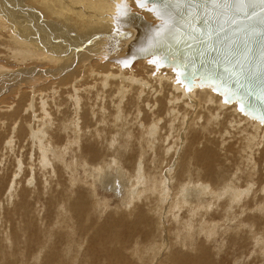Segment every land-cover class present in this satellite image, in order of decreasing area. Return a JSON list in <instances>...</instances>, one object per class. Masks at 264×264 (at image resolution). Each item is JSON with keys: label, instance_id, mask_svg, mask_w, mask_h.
Segmentation results:
<instances>
[{"label": "rangeland", "instance_id": "374dc122", "mask_svg": "<svg viewBox=\"0 0 264 264\" xmlns=\"http://www.w3.org/2000/svg\"><path fill=\"white\" fill-rule=\"evenodd\" d=\"M4 1L5 4L0 0V264H42L51 252L47 246L51 243L46 242L53 238L54 231L65 232L68 228L71 238H65L74 264H105L104 258L96 257L100 255L98 251L108 254L112 249L117 250L119 259L132 254V258H137L126 257L127 263L123 258V264H131L130 261L166 264L173 255L186 260L192 253H202L208 264H264L263 255H259L264 253V117H258L257 109H246L227 88L216 84L215 76L195 74L187 80V74L179 69V57H170L169 63L158 65L161 56L156 60L149 56L126 65L128 53H122L120 58L111 56L121 55L116 53L121 45L130 49L129 41L132 43L136 38L134 16L141 15L152 25L161 23L149 11V3L141 7L136 6V0H122L118 6L104 0L121 10L114 13L115 17L103 16L102 12H110L102 7L105 10H93L101 16L94 18L81 12L73 15V7L81 6L72 4L74 0H62V5L55 0ZM66 2L74 6H65ZM120 13L131 19H123ZM85 42L87 46H83ZM98 44L106 51L105 55L110 54L109 60L101 56ZM58 47L60 54L56 51ZM193 149L206 152L198 156ZM53 150L58 154L52 153ZM189 154L196 158L195 163ZM209 155L213 157L211 160ZM187 156L193 160L189 161ZM100 171L106 175L105 181L114 180L120 187L118 195L93 183L92 177L96 178ZM154 183L156 191L152 189ZM213 184L217 186L215 190ZM203 187H210L206 189L215 193H207L206 189L203 192ZM77 192H83L86 198L88 219H84L82 231L78 232L81 235L76 236L64 218L71 214L67 204ZM209 194L214 196L211 198ZM49 197L54 200L50 208L46 205ZM160 197L164 200L161 207L164 214L161 209L154 210ZM174 198L184 203L182 208L174 207ZM169 203L176 209H171L172 214L166 209ZM192 206L199 209L193 207V212ZM144 214L149 224L141 223L140 232L129 242L126 226L139 221L137 217ZM121 220H125L124 228L116 227L112 236L120 231L117 243L121 241L122 247L109 241L91 251L87 249L89 244L96 246L88 244L87 239L101 222L117 224ZM208 223L214 233L210 229L205 232L210 228ZM203 224H208L207 229ZM198 248L201 251L197 252Z\"/></svg>", "mask_w": 264, "mask_h": 264}, {"label": "water", "instance_id": "95a60500", "mask_svg": "<svg viewBox=\"0 0 264 264\" xmlns=\"http://www.w3.org/2000/svg\"><path fill=\"white\" fill-rule=\"evenodd\" d=\"M206 2L201 0V3ZM147 3L151 4L150 8L169 5V10L173 12V26L165 31L161 24L152 25L141 15L134 16L137 18L134 25L136 38L128 43L130 51L127 57L130 59L124 64L129 65L133 60L147 56L153 60L161 56L157 63L162 65L171 61L170 56H178L179 69L182 74H187V80L195 74H204L208 78L215 76L218 86L227 88L245 108H255L256 113L264 117V55H261L264 45L255 42L252 58L243 65L240 63L243 57L233 55L234 48L243 50L249 21L241 16L233 24L229 18H217L209 12V16L204 18L211 17V23L205 26L200 19L192 20L191 15H186L183 7L175 8V0H147ZM136 6L139 5L136 3ZM158 31L162 33L159 36ZM241 71L246 74L241 76Z\"/></svg>", "mask_w": 264, "mask_h": 264}, {"label": "bare ground", "instance_id": "6f19581e", "mask_svg": "<svg viewBox=\"0 0 264 264\" xmlns=\"http://www.w3.org/2000/svg\"><path fill=\"white\" fill-rule=\"evenodd\" d=\"M3 1V3L5 4L6 2L4 1V0H2ZM55 1H60V3L59 4H61L62 5V3H61V1L62 0H55ZM69 1H71V0H69ZM68 1V2H69ZM107 1H111V2H114L115 4H117L118 6L120 5V3L119 2H121L122 0H120V1H118V0H107ZM8 2V1H7ZM19 2V1H18ZM49 2V1H48ZM68 2H66L65 3V6H69V7H73L75 4H77V5H81L80 7H73V8H75L74 10H72L73 12H75V13H73V12H71L73 15H76L78 12H81V13H84V15H86V16H94V18H98V16H100L99 14H97V13H95V11L96 10H98V11H103V10H108L110 13H108V12H106V11H104V12H102V15L103 16H107V15H110V14H112L114 17H115V15H114V13L116 14V12H118L119 10H121V9H119L118 8V6L117 5H115V4H110V3H108V2H106V1H104V0H74V1H72V4H74V5H72V6H70L69 5V3ZM73 2H75V3H73ZM123 2V1H122ZM46 3V2H45ZM50 3H53V0H51V2ZM49 3V4H50ZM55 3V2H54ZM3 4V5H4ZM19 4V3H18ZM17 3H16V6L18 5ZM21 5V4H20ZM55 5V4H54ZM0 6H1V4H0ZM51 6V5H50ZM5 7H8V6H5ZM51 7H53V6H51ZM56 7V6H55ZM60 7V6H59ZM105 8V9H103V8ZM86 8H88V9H86ZM53 9H55V8H53ZM58 9V8H57ZM60 9H61V7H60ZM56 10V9H55ZM69 10V9H68ZM93 10H95V11H93ZM58 12H62L61 10L59 11L58 10ZM123 12V11H122ZM2 13V12H1ZM0 13V14H1ZM54 13V12H53ZM118 14V13H117ZM3 15V14H2ZM41 15V14H40ZM124 16V14L122 15V17ZM35 17V16H34ZM78 18H80V15L78 14V16H77ZM101 17V16H100ZM127 16H125V17H123V19L124 18H126ZM41 18V17H40ZM83 18V17H82ZM84 18H85V16H84ZM89 18V17H88ZM109 18V17H108ZM120 18H121V16H120ZM5 19V18H4ZM86 19V18H85ZM127 19H128V17H127ZM131 19V18H130ZM130 19H128V20H130ZM120 20H122V19H119L118 21H119V23L121 22ZM11 21V20H10ZM86 21H88L87 19H86ZM118 21H117V23H118ZM91 22V21H90ZM95 23V22H94ZM19 24V23H18ZM103 24V23H102ZM120 24H122L123 25V23H120ZM157 24V23H156ZM158 24H161V23H158ZM35 25V24H34ZM39 25V24H38ZM42 25V24H41ZM127 25V24H126ZM14 26H15V24H14ZM18 26V25H17ZM16 26V27H17ZM21 28V27H20ZM14 29V28H13ZM41 33V32H40ZM124 33H126V32H124ZM123 33V34H124ZM124 36V35H123ZM122 39H124V37H121ZM23 39V38H22ZM58 40V39H57ZM61 40V39H60ZM87 44H88V42H85V44L83 45V46H87ZM97 45V44H96ZM96 45H93V46H96ZM102 45H100V44H98V47H99V50L101 49V51L103 52V54H102V52L100 51V54H102L101 56H103L104 58H107L108 60H109V58H111L110 57V54L109 55H105L104 53L106 52L105 50H104V48L103 47H101ZM59 48V47H58ZM88 49H89V47H87ZM86 48V49H87ZM91 48V47H90ZM94 48V47H93ZM96 48V47H95ZM14 49H15V47H14ZM27 50V49H26ZM60 48L59 49H57L56 51H57V53L58 54H60ZM28 51H30V50H28ZM95 51V50H94ZM128 51H130V49L127 47V46H124V45H121L120 46V48H118L117 49V51H116V53L117 54H121V55H111V56H116L117 58H120V57H122V53H128ZM26 52V51H25ZM24 52V53H25ZM56 53V52H55ZM70 53V52H69ZM62 55H64L65 56V54H62ZM55 56V55H54ZM58 56V55H57ZM147 57H149V56H147ZM147 57H144L143 59H146ZM170 57H172V56H170ZM176 57H178V56H176ZM129 58V57H128ZM58 60V59H57ZM57 60H56V62H57ZM22 73V72H21ZM18 77V76H17ZM16 79V78H15ZM12 80L13 79H11V82H12ZM15 81V80H14ZM7 83V82H6ZM9 83H10V80H9ZM8 84V83H7ZM73 86V85H72ZM73 88V87H72ZM233 97V96H232ZM226 98V97H225ZM226 100H229V99H226ZM229 102V101H228ZM227 102V103H228ZM232 103V102H231ZM230 104V103H229ZM218 107V106H217ZM246 109H248V108H246ZM249 109H251V108H249ZM253 109V108H252ZM245 110V109H244ZM226 111V110H225ZM240 112V111H239ZM247 113V112H246ZM106 115V114H105ZM231 115V114H230ZM242 115H243V112H242ZM255 115V114H254ZM256 116V115H255ZM228 117V116H227ZM258 117H259V115H258ZM257 117V118H258ZM260 117H262V116H260ZM249 119L251 120L252 118L251 117H249ZM232 120V119H231ZM256 120V119H255ZM261 120V119H260ZM44 121V120H43ZM101 121V120H100ZM234 121V120H233ZM253 121V123H256L255 121H254V119L252 120ZM252 121H251V124H252ZM262 121V120H261ZM261 121H260V125H261ZM250 122V121H249ZM232 123V122H231ZM240 123V122H239ZM100 125V124H99ZM42 127V126H41ZM44 128V127H43ZM152 128V127H151ZM150 128V129H151ZM154 128V127H153ZM146 129V128H145ZM41 130V129H40ZM103 130V129H102ZM147 130V129H146ZM153 130V129H152ZM151 130V131H152ZM37 131V130H36ZM212 131V130H211ZM37 133V132H36ZM36 133H34V134H36ZM149 134H151L150 133V131L148 132ZM154 133V132H153ZM34 134L33 135H31L32 137H34ZM43 134V133H42ZM99 134V133H98ZM148 134V135H149ZM44 135V134H43ZM205 136V135H204ZM97 137V136H96ZM41 138V137H40ZM111 138V137H110ZM33 139V138H32ZM39 139V138H38ZM192 139V138H191ZM34 140H36V136H35V139ZM33 140V141H34ZM40 140V139H39ZM32 141V140H31ZM191 141V140H190ZM249 141V140H248ZM37 142V141H36ZM40 142V141H39ZM38 142V143H39ZM93 142V141H92ZM99 142H97V144H98ZM128 143V142H127ZM126 143V144H127ZM193 143V142H192ZM192 143H191V145H192ZM198 143V142H197ZM251 143V142H250ZM41 144V142L39 143V145ZM43 144V143H42ZM45 144V143H44ZM96 144V143H95ZM95 144L93 145L92 143H91V145H93V146H95ZM125 144V145H126ZM248 144V143H247ZM39 145H37V146H39ZM124 145V144H123ZM194 145H196V144H194ZM43 146V145H42ZM90 146V145H89ZM93 146H90L92 149H94L93 148ZM121 146V145H120ZM45 147V146H44ZM95 147H97V146H95ZM125 147V146H124ZM132 147V146H131ZM130 147V148H131ZM191 146H189V148H190ZM192 147H193V145H192ZM191 147V148H192ZM196 147V146H195ZM247 147V146H246ZM47 148H49V147H47ZM89 148V147H88ZM121 148V147H120ZM127 148V147H126ZM129 148V149H130ZM197 148V147H196ZM40 149V148H39ZM43 149V148H42ZM85 149H87L86 147H85ZM99 149V148H98ZM98 149H96L97 151H99ZM102 149V148H101ZM202 149V148H201ZM204 149V148H203ZM46 150L47 151H49V149H44V152H46ZM83 150V149H82ZM120 150V149H119ZM122 150V149H121ZM206 150V149H205ZM203 151V152H206V151ZM60 151V150H59ZM89 151H91V150H89ZM89 151H87V152H89ZM94 151V150H93ZM102 151V150H101ZM202 151H200V152H202ZM208 151V150H207ZM213 152H215L214 150H212ZM62 152V151H61ZM84 152H85V150H84ZM128 152V151H127ZM186 152H189V150L188 151H186ZM191 152H192V150H191ZM190 152V153H191ZM194 152H196L194 149H193V153ZM200 152H199V150H198V152H196L197 154H198V156H200ZM208 152H210V150L208 151ZM52 153H54V154H58V153H56L54 150L52 151ZM92 153H94V152H92ZM99 153H100V151H99ZM103 153V152H102ZM195 153V154H196ZM216 153V152H215ZM95 154V153H94ZM104 154V153H103ZM188 154V153H187ZM186 154V155H187ZM205 154V153H204ZM204 154H203V157H204ZM55 155V156H56ZM91 155V154H90ZM96 155V154H95ZM133 155V154H132ZM131 155V156H132ZM189 155H191V154H189ZM89 156V155H88ZM87 156V157H88ZM92 156V155H91ZM94 156V155H93ZM125 156V155H124ZM134 157H135V155H133ZM207 156H208V154H207ZM210 156V155H209ZM263 156V155H262ZM58 157H59V155H58ZM138 157V156H137ZM163 157V156H162ZM190 157V156H189ZM193 156L191 155V158H192ZM202 157V156H201ZM217 157V156H216ZM44 158H45V156H44ZM90 158V157H89ZM92 158V157H91ZM94 158V157H93ZM187 158H188V156H187ZM191 158L189 159V161H192L191 160ZM194 158V157H193ZM210 159L209 160H211V158H213V157H209ZM218 158V157H217ZM253 158V157H252ZM135 159V158H134ZM158 159H160V158H157V160ZM196 158H194V163H195V160ZM199 159V158H198ZM201 159V158H200ZM203 159H205V158H203ZM44 160V159H43ZM92 160V159H91ZM90 160V161H91ZM126 160V159H125ZM136 160V159H135ZM202 160V159H201ZM201 160H200V163H201ZM206 160H207V158H206ZM205 160V161H206ZM215 160V159H214ZM218 160L220 161V159L218 158ZM64 161V160H63ZM96 161V160H95ZM122 161V160H121ZM134 161V160H133ZM159 161H162L161 159L159 160ZM203 161V160H202ZM231 161V160H230ZM65 162V161H64ZM199 162V161H198ZM214 162V161H213ZM216 162V161H215ZM218 162V161H217ZM61 163V162H60ZM124 163V162H123ZM130 163H133L132 161L130 162ZM205 163V162H204ZM56 164V163H55ZM75 164V163H74ZM182 164V163H181ZM199 164V163H198ZM95 165V164H94ZM131 165H134V163L133 164H131ZM197 165V164H196ZM102 166V165H101ZM179 166V165H178ZM200 166V165H199ZM206 166H208V164L206 165ZM209 166H210V164H209ZM212 166V165H211ZM232 166V165H231ZM55 167V166H54ZM186 167V166H185ZM201 167V166H200ZM203 167V166H202ZM205 167V166H204ZM203 167V168H204ZM118 168H120V167H118ZM140 168V167H139ZM182 168V167H181ZM121 169V168H120ZM205 169V168H204ZM208 169H209V167H208ZM211 169V168H210ZM56 170V169H55ZM111 170V169H110ZM132 171V170H131ZM178 171H180V170H178ZM206 171V170H205ZM55 172V171H54ZM95 172V171H94ZM202 172V171H201ZM200 172V173H201ZM211 172V170L210 171H208L207 173H210ZM106 173V172H105ZM180 173V172H179ZM54 174V173H53ZM56 174H58V172L56 173ZM119 174H121L120 172H118L116 175H118L117 176V178H122L121 176L119 177ZM156 174V173H155ZM172 174V173H171ZM184 174V173H183ZM55 175V174H54ZM95 175H97V177L95 178V177H92V179H93V183H97L99 186H100V188L101 189H103V190H108L109 192L110 191H112V192H114V194H119V192H120V187H118L117 186V184H116V182H113V181H105L104 179H103V177L104 176H106L105 174H102V172L100 171V172H98V173H96ZM70 176H72V175H70ZM127 176V175H126ZM143 176V175H142ZM208 177L210 176V175H207ZM125 177V176H124ZM173 177V176H172ZM183 177V176H182ZM184 177H186V174H185V176ZM114 178H116V177H114ZM127 178H128V176H127ZM160 178V177H159ZM168 178H170V177H168ZM6 179V178H5ZM70 179H71V177H70ZM101 179H103V181H101ZM139 179V178H138ZM207 179V178H206ZM97 180H99L98 182H96ZM174 180V179H173ZM184 180V178H182V181ZM209 180V179H208ZM120 181V180H119ZM118 181V182H119ZM148 181V180H147ZM186 181V180H185ZM131 182V181H130ZM143 182V181H142ZM141 182V184L143 185V183ZM145 182H146V180H145ZM178 182V180H176V183ZM208 183L210 182V181H207ZM132 183V182H131ZM130 183V184H131ZM135 183V182H134ZM174 183V182H173ZM213 183V182H212ZM133 184V183H132ZM147 184V183H146ZM165 184V183H164ZM178 184H182V182L180 183H178ZM177 184V185H178ZM210 184V183H209ZM208 184V185H209ZM121 185H122V182H121ZM120 185V186H121ZM145 185V184H144ZM143 185V186H144ZM150 185H151V182H150ZM154 185V188H152V189H154V191H156L157 190V184H153ZM210 185H212V184H210ZM160 186L161 185H159V188H160ZM164 186V185H163ZM171 186V185H170ZM181 186H184V184L183 185H181ZM180 186V187H181ZM231 186V185H230ZM93 187V186H92ZM147 187L148 186H146V190H147ZM213 187H214V184H213ZM215 187H217V186H215ZM215 187H214V190H215ZM225 187H226V185H225ZM231 187H233V186H231ZM149 188V187H148ZM162 188H164V190H165V187H162ZM186 188V187H185ZM188 188V187H187ZM186 188V189H187ZM206 188H208V187H206ZM205 188V189H206ZM94 189V188H93ZM143 189V188H142ZM182 189V188H181ZM190 189V188H189ZM202 189V188H201ZM200 189V190H201ZM204 187H203V192H204ZM209 190H210V187L208 188ZM228 189V188H227ZM161 190V189H160ZM175 190V189H174ZM179 190H180V188H179ZM184 190V189H183ZM183 190H181V191H183ZM191 190V189H190ZM207 190V189H206ZM209 190H207V193H210V191ZM220 190V189H219ZM224 190V189H223ZM226 190V189H225ZM131 191V190H130ZM134 191V190H133ZM132 191V192H133ZM177 191H178V188H177ZM177 191L175 190V193L177 194ZM180 191V192H181ZM209 191V192H208ZM227 191V190H226ZM232 191V190H231ZM234 191V190H233ZM167 192V191H166ZM179 192V193H180ZM185 192H187V191H185ZM189 192V191H188ZM193 192V191H192ZM195 192V191H194ZM193 192V193H194ZM197 192V191H196ZM195 192V193H196ZM201 191H199V193H200ZM228 192V191H227ZM247 192V191H246ZM60 193V192H59ZM83 193V192H82ZM82 193H80V192H77V193H74V195H73V197H70V199H69V202H68V211H69V213H71V214H67L66 216H67V218L65 217L64 219L65 220H67V226L69 225V223L71 224V226L72 227H70V228H73V229H71V230H74V233L76 234V236H77V234L78 235H81V233L79 234L78 232L79 231H82V225L84 224V219L85 218H87L88 217V211L87 210H85V206H87L85 203H86V198L84 197V195L82 194ZM164 193V192H163ZM162 193V194H163ZM179 193H178V196H179ZM190 193V192H189ZM194 193V195H196ZM202 193V192H201ZM201 193H200V195H201ZM212 193H215L214 191L212 192ZM212 193H210V194H212ZM216 193H220V192H216ZM225 194H227L226 192H224ZM229 193V192H228ZM244 193H245V191H244ZM22 194V193H21ZM132 194V193H131ZM130 194V195H131ZM152 194H153V192H152ZM166 194V193H165ZM181 194V193H180ZM203 194H205V193H203ZM209 194V195H210ZM231 194H233L234 195V193H232L231 192ZM13 195V194H12ZM22 195H24V196H26V191L24 192L23 191V194ZM71 195V194H70ZM184 195V194H183ZM183 195H182V197H183ZM194 195H192V196H194ZM197 195H199V194H197ZM208 195V196H209ZM215 195H217V194H215ZM224 195V194H223ZM260 195V194H259ZM133 196V195H132ZM131 196V197H132ZM147 196V195H146ZM159 196H161V195H159ZM211 196V195H210ZM212 196H214V195H212ZM212 196H211V198H212ZM228 196H229V194L227 195V199H228ZM255 196V195H254ZM253 196V197H254ZM94 197V196H93ZM149 197V196H148ZM163 197V196H162ZM162 197H160L161 199L159 200V203H157V204H159V205H157V207H155V212L156 211H159L160 209H161V207L163 206V204H164V200H163V198ZM167 197V196H166ZM172 197H174L173 195H172ZM176 197V196H175ZM182 197H181V195H180V198L179 199H181L183 202H184V198L182 199ZM205 197V196H204ZM231 197V196H230ZM229 197V198H230ZM235 197H236V195H235ZM239 197V196H238ZM150 198V197H149ZM164 198H165V196H164ZM192 198V197H191ZM191 198H189V200L191 199ZM195 198V197H194ZM206 198V197H205ZM210 198V199H211ZM23 199H25V198H23ZM67 199V198H66ZM120 199V198H119ZM152 199V198H151ZM173 199V198H172ZM175 199V198H174ZM233 199V198H232ZM59 200V199H58ZM60 200H62V199H60ZM65 200V199H64ZM128 200V199H127ZM130 201H131V199H129ZM128 200V201H129ZM165 200H167V199H165ZM170 200H171V198H170ZM177 199H175V202H176V204H175V202H174V207H178V208H180L181 207V204H183L184 205V203L182 202V203H180L179 201H176ZM203 200V199H202ZM229 200H231V199H229ZM234 200V199H233ZM235 200H236V198H235ZM144 201V200H143ZM186 201V200H185ZM195 201V200H194ZM198 201H199V199H198ZM227 200H225V202H226ZM254 201V200H253ZM53 202H54V200H52V199H50V197H49V199H48V204H46L47 205V207L48 208H50L51 207V205L53 204ZM59 202V201H58ZM168 202V201H167ZM171 202H172V200H171ZM190 203L192 202V200L191 201H189ZM188 202V203H189ZM26 203V202H25ZM130 203V202H129ZM146 203V202H145ZM186 203V202H185ZM187 203V204H188ZM189 203V204H190ZM195 203H197V201L195 202ZM201 203H202V201H201ZM201 203H197V204H201ZM211 203V202H210ZM263 203V202H262ZM57 204V203H56ZM131 204V203H130ZM129 204V205H130ZM147 204V203H146ZM166 204V203H165ZM170 204V203H169ZM152 205V204H151ZM205 204H203V205H201V206H204ZM230 205V204H229ZM63 206V205H62ZM135 206V205H134ZM140 206V205H139ZM139 206H138V209H139ZM148 206H150V204L148 205ZM165 206V205H164ZM195 206V205H194ZM194 206H192V209H193V207ZM197 206H199V205H197ZM210 206V205H209ZM120 207H121V205H120ZM120 207H118L119 209H120ZM133 207V206H132ZM150 207H152V206H150ZM166 207V206H165ZM186 207H188V206H186ZM190 207V206H189ZM196 207V206H195ZM194 207V208H195ZM136 208V207H135ZM141 208V207H140ZM147 208V207H146ZM145 208V209H146ZM182 208V207H181ZM191 208V207H190ZM227 208H229V206H227ZM119 209L117 210V209H114V211L115 210H117V212L119 211ZM123 209V208H122ZM129 209V208H128ZM166 209L168 210V211H170L171 209H173V211H175L176 209L175 208H173V206H172V203L168 206V207H166ZM195 209H197V208H195ZM199 209V208H198ZM197 209V210H198ZM124 211H125V208L123 209ZM136 210V209H135ZM141 210H143L142 208H141ZM179 210V209H178ZM196 210V211H197ZM202 210V209H201ZM228 210V209H227ZM243 210H244V208H243ZM60 211V210H59ZM113 211V212H114ZM123 211V212H124ZM160 211H163V209H161ZM190 211H192V210H190ZM127 212V211H126ZM130 212V211H129ZM128 212V213H129ZM137 212V211H136ZM142 212V211H141ZM146 212H147V210H146ZM148 212H149V210H148ZM164 212H165V210L163 211V214H164ZM171 212V214H172V210L170 211ZM184 212V211H183ZM193 212H194V209H193ZM120 213V212H119ZM118 213V214H119ZM143 213H145V212H143ZM142 213V214H143ZM151 213H152V211H151ZM160 213V212H159ZM166 213V212H165ZM226 214L228 213V212H225ZM231 213V212H230ZM229 213V214H230ZM114 214H115V212H114ZM118 214H116V215H118ZM130 214H132V213H129V215ZM146 214V213H145ZM145 214L144 215H139V217H137L138 216V214H136L137 216V219L139 218V221H137V222H135L134 224H132V225H125L127 228V235H126V239L127 240H129V242H130V240H132V236L135 238L136 236H137V234H138V232H140V230H141V228H139V226L140 225H142L141 223H146L147 222V218L145 217ZM154 214V213H153ZM161 214V213H160ZM173 214H175V213H173ZM178 214V213H177ZM212 214V213H211ZM122 215H124V214H122ZM128 215V214H127ZM149 215V214H148ZM233 215V214H232ZM119 216V215H118ZM147 216V215H146ZM163 216V215H162ZM196 216H198V215H196ZM116 217V216H115ZM121 217V216H120ZM130 217H132V215L130 216ZM148 217V216H147ZM154 217H157V216H154ZM224 217V216H223ZM227 216H225V218H226ZM231 217V216H230ZM133 219H136V218H134V217H132ZM204 218V217H203ZM60 219V218H59ZM88 219V218H87ZM129 219V218H128ZM133 219H132V221H133ZM211 219V218H210ZM227 219V218H226ZM68 220L70 221V222H68ZM86 220V219H85ZM181 220V219H180ZM225 220V219H224ZM228 220H230V219H228ZM255 220V219H254ZM114 221V220H113ZM118 221V220H117ZM125 221V220H124ZM124 221L123 220H121V221H119L117 224H111L110 222H106V221H103V222H101V224L91 233V235H90V237H89V239H87L88 240V244L89 243H93V244H95L96 246L95 247H91L90 246V244H89V246L87 247V249H92V248H97V247H101L100 246V244H102L103 242H109V241H113V242H115V243H117L120 239H119V237H118V235H120V231L118 230V232L114 235V236H112V230H116V227H119V226H121V228H124ZM136 221V220H135ZM162 221V220H161ZM182 221V220H181ZM226 221V220H225ZM63 222V221H62ZM115 222V221H114ZM149 222H150V220H149ZM149 222H147L146 224H149ZM65 223V222H64ZM127 223V222H126ZM125 223V224H126ZM131 223V222H130ZM221 223H223V222H221ZM154 224V223H153ZM209 224V223H208ZM208 224L206 225V226H208ZM220 224V223H219ZM29 225V223L27 222L26 223V226H28ZM57 225H58V223H57ZM63 225V224H62ZM91 225V224H90ZM94 225V224H93ZM98 225V224H97ZM145 225V224H144ZM150 225H151V223H150ZM166 225H168V224H166ZM183 225V224H182ZM200 225V224H199ZM204 224H203V226H204V229H207V231H205V232H208V230L210 229V232H211V229H213V228H211V224H209V226H210V228L209 227H207V228H205L206 226H205ZM215 225H216V222H215ZM215 225H213L212 224V227H214L215 228ZM221 225V224H220ZM219 225V226H220ZM226 225V224H225ZM59 226V225H58ZM146 226V225H145ZM153 226V225H152ZM151 226V227H152ZM159 226V225H158ZM162 226H163V224H162ZM161 226V227H162ZM165 226V225H164ZM202 226V225H201ZM229 226H230V224H229ZM234 226V225H233ZM237 226V225H236ZM246 226V225H245ZM61 227V226H60ZM160 226L158 227V228H161ZM238 228H239V226H237ZM237 227L235 228L236 230H237ZM64 228V227H63ZM115 228V229H114ZM145 228V227H144ZM149 227L147 226V229H148ZM156 228V227H155ZM198 228V227H197ZM57 229H60V228H57ZM86 229V228H85ZM146 229V228H145ZM146 229V230H147ZM196 229V228H195ZM225 229V231H228V230H226V228H224ZM227 229H229L228 227H227ZM235 229H234V231H235ZM241 229V228H240ZM239 229V230H240ZM243 229V228H242ZM65 230H66V228H65ZM67 230H69V228L67 229ZM65 231V232H56V231H54V229L52 230V231H54L55 232V235H52L53 236V238L50 240V241H48V242H46V244L47 243H51L50 244V246L47 244V246L49 247V249L51 250V252H50V254L48 255V258H47V260H44V261H42V264L44 263V264H71V263H73L74 264V262H73V260H72V257H71V248H70V246H69V244L67 243V239L65 238V236L66 237H69V238H71V236H70V232L69 231ZM122 230V229H121ZM151 230L152 231H154L152 228H151ZM161 230V229H160ZM160 230H158L159 232H160ZM162 230L163 231H165L164 229H163V227H162ZM221 230H223L222 228H221ZM220 230V231H221ZM63 231H64V229H63ZM117 231V230H116ZM137 231V232H136ZM148 231V230H147ZM162 231V232H163ZM215 231H217V230H215ZM233 231V232H234ZM238 231V230H237ZM151 232V231H150ZM157 232V231H156ZM229 232V231H228ZM236 232V231H235ZM56 233H58V234H56ZM64 233V234H63ZM69 233V234H68ZM123 233V232H122ZM146 233V232H145ZM203 233V232H202ZM211 233H214V230H213V232H211ZM230 233V232H229ZM241 233V232H240ZM253 233V232H252ZM36 234V232L33 234V235H35ZM83 234V233H82ZM147 234H148V232H147ZM161 234V233H160ZM166 234V233H165ZM206 234V233H205ZM210 234V233H209ZM235 234H238V232L237 233H235ZM149 235H150V233H149ZM158 235V234H157ZM211 235V234H210ZM240 235V234H239ZM252 235V234H251ZM87 236V235H86ZM122 236V235H121ZM162 236V235H161ZM214 236H216V235H214ZM236 236V235H235ZM75 237V236H74ZM125 237V236H124ZM123 237V238H124ZM205 237V236H204ZM206 237H208V236H206ZM212 237V236H211ZM241 237H244V236H242L241 235ZM134 238H133V240H134ZM216 237H214L213 238V242H214V239H215ZM125 239V240H126ZM144 239H146V238H144ZM163 239V238H162ZM168 239H169V237H168ZM181 239V238H180ZM206 239V238H205ZM209 239V238H208ZM208 239H207V241H208ZM239 239V238H238ZM244 239H246V237H244ZM254 239V238H253ZM256 239V238H255ZM9 240V239H8ZM69 240V239H68ZM72 240V239H71ZM90 240V241H89ZM121 240H123L122 238H121ZM179 240V239H178ZM144 241V240H143ZM164 241V240H163ZM205 241V240H204ZM246 241V240H245ZM258 241H259V239H258ZM262 241V240H261ZM59 242H61V246H60V243ZM121 242V241H120ZM120 242L119 243H117L119 246H121L120 245ZM124 242H126V241H124ZM133 242V241H132ZM164 242H166V239H165V241ZM179 242V241H178ZM202 242V241H201ZM260 242V241H259ZM123 243V242H122ZM205 243V242H204ZM242 243H243V241H242ZM258 243V242H257ZM263 243V242H262ZM203 244V243H202ZM206 244V243H205ZM210 244V243H209ZM240 244V243H239ZM260 244V243H259ZM123 245V244H122ZM176 245V244H175ZM212 245V244H211ZM214 245H215V243H214ZM254 245H256V244H254ZM261 246H263L262 244H260ZM74 246V245H73ZM104 246V245H103ZM133 246V245H132ZM162 246V245H161ZM202 246H204V245H202ZM206 246V245H205ZM204 246V247H205ZM242 246V245H241ZM257 246H259V245H257ZM117 247V246H116ZM122 247V246H121ZM133 247H135V246H133ZM159 247V246H158ZM264 247V246H263ZM106 248V247H105ZM117 248H119L120 249V247H117ZM131 248V247H130ZM129 248V249H130ZM137 248L138 247H136L135 249L137 250ZM144 248V247H143ZM160 248V247H159ZM179 248V247H178ZM201 248V247H200ZM206 249H207V247H205ZM257 248V247H256ZM260 247H258V249H259ZM127 249V248H126ZM128 249V250H129ZM133 249V248H132ZM140 249V248H139ZM138 249V250H139ZM208 249H209V247H208ZM207 249V250H208ZM258 249H256V250H258ZM262 249H264V248H262ZM102 250V249H101ZM122 250H124V249H122ZM180 250V249H179ZM198 250H199V248L196 250L197 252H198ZM210 250V249H209ZM214 250V249H213ZM260 250V249H259ZM91 251V250H90ZM109 252H107L108 254H106V252L104 253H101V251L99 250L98 251V254H100V255H97L96 257H98V258H104V263L105 264H121L122 263V259L123 258H125L124 259V263H127V261L125 262V260H126V257L128 258L129 256L127 255L126 257H125V255L123 256V258L122 259H119L120 257H119V255H118V252H117V250L116 249H112V250H108ZM127 251V250H126ZM162 251V250H161ZM199 251H201V249L199 250ZM203 251H206V250H204L203 249ZM0 252H1V250H0ZM122 252V251H121ZM125 252V251H124ZM131 252H133V251H131ZM151 252V251H150ZM149 252V253H150ZM152 252H153V250H152ZM173 252V251H172ZM207 252V251H206ZM211 252H212V250H211ZM242 253H243V251H242ZM259 253V252H258ZM263 253V252H262ZM259 254L260 256L261 255H263V257H264V253L263 254ZM120 254H122V253H120ZM125 254H126V252H125ZM147 254V253H146ZM152 254V253H151ZM172 254V253H171ZM174 254V253H173ZM187 254V253H186ZM192 254H194V253H192ZM192 254H188V258L186 259V260H182V259H180L179 257H177L176 255H173L172 256V263H174V262H176L175 264H184V263H186V264H208V263H205L204 261H206V260H204V258H203V256H202V253H199L198 255H192ZM2 255V252L0 253V256ZM156 255V254H155ZM177 255H179V254H177ZM211 255V254H210ZM213 255V254H212ZM211 255V256H212ZM258 255V254H257ZM258 255V256H259ZM131 256H134V254H132V255H130V257ZM206 256H208L207 254H206ZM222 256V255H221ZM94 257V256H93ZM130 257H129V259H130ZM149 257V256H148ZM208 258V257H207ZM1 259H3V258H1ZM95 260H96V258H94ZM132 259H135V258H132L131 257V259L130 260H132ZM222 259V258H221ZM99 260V259H98ZM135 260H137V258L135 259ZM168 260V259H167ZM212 260H214V259H212ZM216 260V259H215ZM220 260V259H219ZM38 261H39V259H38ZM186 261V262H185ZM94 262V261H93ZM96 262H97V260H96ZM95 262V263H96ZM99 262H101V261H99ZM138 262V261H137ZM171 262L169 261V262H167V263H170L171 264ZM210 262H212V261H210ZM217 262V261H216ZM259 262V261H258ZM257 262V263H258ZM263 263H264V261H262ZM130 263L131 264H134V261H133V263L130 261ZM166 263V264H167ZM20 264V263H19ZM87 264H89V263H87ZM101 264V263H100ZM123 264V263H122ZM128 264H129V262H128ZM215 264V263H214Z\"/></svg>", "mask_w": 264, "mask_h": 264}, {"label": "snow or ice", "instance_id": "6c2138e0", "mask_svg": "<svg viewBox=\"0 0 264 264\" xmlns=\"http://www.w3.org/2000/svg\"><path fill=\"white\" fill-rule=\"evenodd\" d=\"M146 2L147 0H136V3L141 7H144ZM169 7V5H164L163 7L149 9L161 21V27L165 31L170 30L173 26V12L169 10ZM181 7H183L186 15H191L192 20L200 19L205 26L211 23V17L204 18L209 16V12L214 13L217 18H229L233 24L236 23V18L241 16L249 21L243 39V50L233 49L234 56L240 55L243 57L240 61L242 65L252 58V45L255 42L259 41L264 45V0H207L206 3H201V0H175V8ZM120 14L123 15L124 13ZM193 31L195 32L194 26ZM161 34V32H157L158 36ZM233 44L235 45L236 42L233 41ZM261 55H264V51ZM151 62L155 63V61ZM245 74L244 71L240 73L241 76Z\"/></svg>", "mask_w": 264, "mask_h": 264}]
</instances>
